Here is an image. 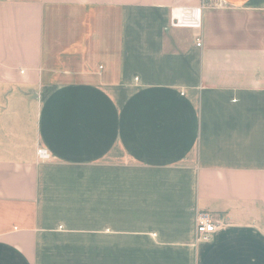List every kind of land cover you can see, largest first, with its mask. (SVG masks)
I'll return each mask as SVG.
<instances>
[{"label": "crops", "instance_id": "crops-1", "mask_svg": "<svg viewBox=\"0 0 264 264\" xmlns=\"http://www.w3.org/2000/svg\"><path fill=\"white\" fill-rule=\"evenodd\" d=\"M201 2L0 0V264H264V0Z\"/></svg>", "mask_w": 264, "mask_h": 264}, {"label": "built area", "instance_id": "built-area-1", "mask_svg": "<svg viewBox=\"0 0 264 264\" xmlns=\"http://www.w3.org/2000/svg\"><path fill=\"white\" fill-rule=\"evenodd\" d=\"M214 0H202L201 4L196 7H176L172 10L170 26L185 27L192 29H201L203 26L204 10L211 7ZM201 45V41H198ZM38 159L47 160L51 155L45 148L37 150ZM220 221L214 213L209 211H199L196 217L197 240L209 241L218 230Z\"/></svg>", "mask_w": 264, "mask_h": 264}, {"label": "rangeland", "instance_id": "rangeland-1", "mask_svg": "<svg viewBox=\"0 0 264 264\" xmlns=\"http://www.w3.org/2000/svg\"><path fill=\"white\" fill-rule=\"evenodd\" d=\"M65 32L60 31L58 33L59 40L62 42L64 41V38L61 37ZM69 35V38L67 41H64V45L61 47V49H52L51 57L53 59V64L55 67L59 68L60 70H72L75 72H71V74H63L61 71L58 72H52V78L65 80L66 78H72V79H80L87 77V73L89 72H78L80 70L87 69L88 71L94 70L96 73L103 70L104 63L99 62L95 64L94 66H90L89 63V56H86V54H90L89 51L86 48H84L81 43L84 42L83 35H79V37H75ZM78 42V44H74L75 42ZM78 45L77 48L74 46ZM57 53V54H56Z\"/></svg>", "mask_w": 264, "mask_h": 264}]
</instances>
